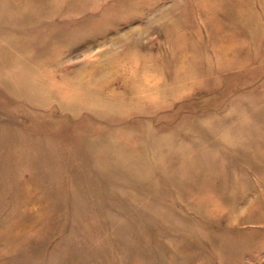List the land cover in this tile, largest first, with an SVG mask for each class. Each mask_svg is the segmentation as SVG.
<instances>
[{
    "label": "rangeland",
    "instance_id": "1",
    "mask_svg": "<svg viewBox=\"0 0 264 264\" xmlns=\"http://www.w3.org/2000/svg\"><path fill=\"white\" fill-rule=\"evenodd\" d=\"M0 264H264V0H0Z\"/></svg>",
    "mask_w": 264,
    "mask_h": 264
}]
</instances>
